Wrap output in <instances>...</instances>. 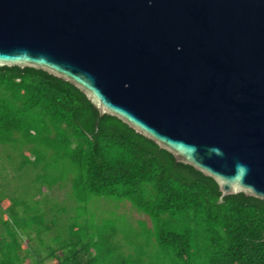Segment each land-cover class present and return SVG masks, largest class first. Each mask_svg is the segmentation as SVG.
<instances>
[{
    "label": "water",
    "instance_id": "95a60500",
    "mask_svg": "<svg viewBox=\"0 0 264 264\" xmlns=\"http://www.w3.org/2000/svg\"><path fill=\"white\" fill-rule=\"evenodd\" d=\"M85 95L218 186L264 201V0H0V67Z\"/></svg>",
    "mask_w": 264,
    "mask_h": 264
},
{
    "label": "trees",
    "instance_id": "16d2710c",
    "mask_svg": "<svg viewBox=\"0 0 264 264\" xmlns=\"http://www.w3.org/2000/svg\"><path fill=\"white\" fill-rule=\"evenodd\" d=\"M15 142L31 146L34 158L25 161L32 165L47 171L61 163L73 173L77 203L85 205L92 196L126 201L146 215L148 238L171 264H264V201L235 194L218 202L213 180L118 119L99 117L66 81L33 68L0 67V145ZM0 225L8 238L0 231V264H22L17 232L7 221ZM109 230L69 226L48 256L56 264H98L120 252L112 244L118 230Z\"/></svg>",
    "mask_w": 264,
    "mask_h": 264
},
{
    "label": "rangeland",
    "instance_id": "374dc122",
    "mask_svg": "<svg viewBox=\"0 0 264 264\" xmlns=\"http://www.w3.org/2000/svg\"><path fill=\"white\" fill-rule=\"evenodd\" d=\"M30 148L19 142L0 145V220L17 232L22 264H56L48 248L54 246L55 238L67 236L69 226L118 230L112 244L120 252L114 251L110 258L104 255L98 264H116L124 256H134L136 250L141 251L140 257L127 264H171L148 238L151 222L146 215L126 201L92 196L85 205L77 203L70 186L73 173L61 163L47 171L32 165ZM45 160L50 162V157ZM0 231L8 240L3 225Z\"/></svg>",
    "mask_w": 264,
    "mask_h": 264
}]
</instances>
